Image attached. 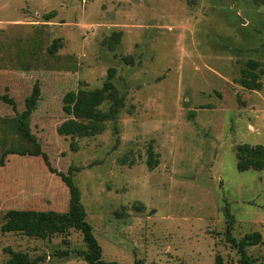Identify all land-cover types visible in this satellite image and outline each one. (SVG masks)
<instances>
[{
    "label": "rangeland",
    "instance_id": "374dc122",
    "mask_svg": "<svg viewBox=\"0 0 264 264\" xmlns=\"http://www.w3.org/2000/svg\"><path fill=\"white\" fill-rule=\"evenodd\" d=\"M248 59L264 68V5L252 0H0V226L10 209H68L60 176L21 154L35 145L17 112L37 83L29 129L56 171L72 168L103 260L240 264L225 207L235 238L264 240V169L238 171L235 159L239 143L264 145V74L259 90L238 81ZM109 68L124 96L116 120L93 135L59 134L70 117L63 96L100 87ZM8 248L35 264H86L73 252L86 248L76 229H0V264ZM247 252L264 261L263 243Z\"/></svg>",
    "mask_w": 264,
    "mask_h": 264
},
{
    "label": "trees",
    "instance_id": "16d2710c",
    "mask_svg": "<svg viewBox=\"0 0 264 264\" xmlns=\"http://www.w3.org/2000/svg\"><path fill=\"white\" fill-rule=\"evenodd\" d=\"M254 3L263 4L264 0H252ZM55 11L46 14V18L53 16ZM124 60L131 63V59L124 57ZM114 68H109L106 79L100 87L85 90L78 89L76 91H68L63 96L62 109L70 115L57 127V132L62 135H70L71 137L88 136L101 132L107 120H116L119 110L124 106V96L120 95L115 88L112 78L114 76ZM264 74V68L254 59H248L244 66L240 69L239 84L248 90H259L262 87L261 76ZM40 97V88L37 83L32 87L29 95L24 99V109L17 112V129L27 140L34 143L33 150H25L21 152L31 155H40L47 168L57 173L69 192V203L66 212H59L53 209H10L5 214L4 222L0 229L2 232H20L27 236L47 238L54 234L66 233L69 229H76L82 235L85 249L73 250L81 256L86 264H119L117 261H105L102 259V249L92 232V226L86 220V211L81 203L80 191L73 180L72 168L67 173L58 172L54 169L48 156L41 151L40 145L35 136L31 133L28 126V118L35 110ZM6 100V98H5ZM105 100L110 101V105L106 111H102L100 106ZM11 103L13 109L15 105L11 99H7ZM71 146L74 143L71 142ZM4 154L0 158V166L4 164ZM236 168L238 171H246L249 169H264V145L239 143L235 147ZM147 165L153 168L158 160L152 147L147 149ZM224 215L226 218V236L225 239L230 246L236 250L239 255L240 264H264V261H257L247 252V247L264 244L262 235L259 231L246 233L237 239L232 235L234 217L225 207ZM9 258L5 264H35V259H30L28 255L21 251H14L10 248L6 249ZM60 254H67L62 251ZM220 262L219 257L216 263ZM134 264H140L138 260Z\"/></svg>",
    "mask_w": 264,
    "mask_h": 264
}]
</instances>
